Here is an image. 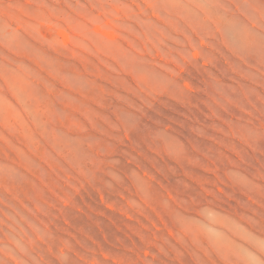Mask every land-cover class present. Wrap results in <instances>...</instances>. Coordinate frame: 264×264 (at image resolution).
<instances>
[{
	"label": "rangeland",
	"instance_id": "obj_1",
	"mask_svg": "<svg viewBox=\"0 0 264 264\" xmlns=\"http://www.w3.org/2000/svg\"><path fill=\"white\" fill-rule=\"evenodd\" d=\"M0 264H264V0H0Z\"/></svg>",
	"mask_w": 264,
	"mask_h": 264
}]
</instances>
